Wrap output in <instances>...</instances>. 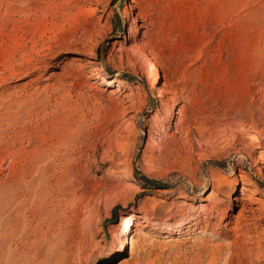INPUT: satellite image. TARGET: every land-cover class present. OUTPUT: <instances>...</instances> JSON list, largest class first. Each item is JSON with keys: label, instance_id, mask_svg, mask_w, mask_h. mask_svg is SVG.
Instances as JSON below:
<instances>
[{"label": "rangeland", "instance_id": "1", "mask_svg": "<svg viewBox=\"0 0 264 264\" xmlns=\"http://www.w3.org/2000/svg\"><path fill=\"white\" fill-rule=\"evenodd\" d=\"M6 1L0 264H264V0Z\"/></svg>", "mask_w": 264, "mask_h": 264}, {"label": "bare ground", "instance_id": "2", "mask_svg": "<svg viewBox=\"0 0 264 264\" xmlns=\"http://www.w3.org/2000/svg\"><path fill=\"white\" fill-rule=\"evenodd\" d=\"M3 1V0H2ZM6 1V0H5ZM8 1V0H7ZM7 1L5 2L6 3V7H7ZM9 4V3H8ZM137 3L136 2H134V1H132L131 2V5H130V8L132 9V10H136L137 9ZM2 6V5H1ZM9 6V5H8ZM5 11V10H4ZM9 11V10H8ZM5 12H7V11H5ZM8 25V24H7ZM0 26H1V24H0ZM8 27V26H7ZM2 27H0V37H2L3 36V32L1 33V31H2V29H1ZM5 29V28H4ZM152 66V65H151ZM156 66V65H155ZM156 68V67H155ZM152 72V71H151ZM148 75V74H147ZM152 80V79H151ZM101 83H105L103 80L101 81ZM153 83H155V79H154V81H153ZM106 85H108L109 86V84L107 83ZM120 89L121 88H118L117 87V89H116V91H119L120 92ZM118 92V93H119ZM122 93V92H121ZM162 94H166V92H161ZM132 102V101H131ZM184 225V224H183ZM232 231H233V229H232Z\"/></svg>", "mask_w": 264, "mask_h": 264}]
</instances>
